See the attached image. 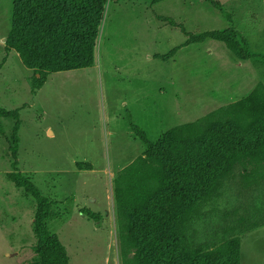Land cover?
<instances>
[{
	"label": "rangeland",
	"instance_id": "obj_1",
	"mask_svg": "<svg viewBox=\"0 0 264 264\" xmlns=\"http://www.w3.org/2000/svg\"><path fill=\"white\" fill-rule=\"evenodd\" d=\"M107 0L95 58L85 68L41 74L7 42L14 0H0V264L38 262L36 199L9 177L20 172L50 200L49 231L69 264H124L114 180L168 129L200 120L264 84V0ZM232 29L252 56L239 59ZM218 115H216L217 117ZM240 168L197 202L179 230L211 250L238 241L240 264H264V177Z\"/></svg>",
	"mask_w": 264,
	"mask_h": 264
},
{
	"label": "trees",
	"instance_id": "obj_2",
	"mask_svg": "<svg viewBox=\"0 0 264 264\" xmlns=\"http://www.w3.org/2000/svg\"><path fill=\"white\" fill-rule=\"evenodd\" d=\"M106 1L14 0L7 42L41 74L88 67L94 62ZM208 1L220 7V1ZM206 35L226 41L239 59L252 56L247 40L241 44L232 29ZM0 118L16 121L11 144L17 155L19 111L0 106ZM140 135L147 150L114 180L118 216L129 218L123 243L133 253L124 264H240L238 241L204 250L189 245L179 226L198 200L216 191L237 168L245 184L264 177V84L203 119L168 129L156 142ZM9 177L37 201L39 260L33 264H69L62 241L47 227L50 200L20 172Z\"/></svg>",
	"mask_w": 264,
	"mask_h": 264
}]
</instances>
